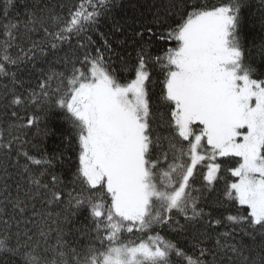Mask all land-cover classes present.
Instances as JSON below:
<instances>
[{
  "label": "snow or ice",
  "instance_id": "6c2138e0",
  "mask_svg": "<svg viewBox=\"0 0 264 264\" xmlns=\"http://www.w3.org/2000/svg\"><path fill=\"white\" fill-rule=\"evenodd\" d=\"M114 7L0 0V264H264V0H150L134 57Z\"/></svg>",
  "mask_w": 264,
  "mask_h": 264
},
{
  "label": "trees",
  "instance_id": "16d2710c",
  "mask_svg": "<svg viewBox=\"0 0 264 264\" xmlns=\"http://www.w3.org/2000/svg\"><path fill=\"white\" fill-rule=\"evenodd\" d=\"M61 2V0H53V3ZM62 2L67 3L68 0H62ZM150 0H114L116 7L113 8V11L106 18L101 19L100 31L108 34L109 40L112 43L113 48L116 52L121 55H131L135 56L134 49L139 47L140 40L139 37H134L133 33L135 31L142 30V25L149 22L152 19V14L148 11V3ZM151 2L158 3L159 0H151ZM113 19L119 21L123 25V31L116 32L112 31V21ZM254 15L252 13L248 14V19L244 26L245 33L252 35V28L254 22ZM145 40L148 39L147 34L144 37ZM123 41V43H121ZM155 53V49H151ZM156 91L157 89H153ZM55 118H51L49 121V126L51 127ZM36 147L31 148L30 150L34 153L44 152L47 155H55L57 157L55 161L54 171L57 174L62 175L64 179H67L69 174L70 165L67 162L68 152L61 143V138L56 137H37L35 140ZM63 153L64 157L61 159L60 154ZM39 158V157H37ZM223 185H221V188ZM216 198L215 194L212 196L214 201ZM207 210V209H206ZM84 216H75L71 218V222L65 226L66 231H71L73 236L76 233V229L82 227L85 224ZM72 238V237H69ZM183 239V238H181ZM246 243H252L254 246L258 241L254 242L248 237H245Z\"/></svg>",
  "mask_w": 264,
  "mask_h": 264
}]
</instances>
